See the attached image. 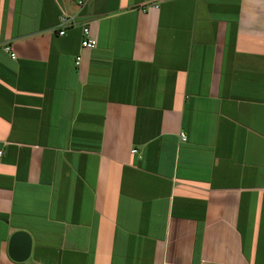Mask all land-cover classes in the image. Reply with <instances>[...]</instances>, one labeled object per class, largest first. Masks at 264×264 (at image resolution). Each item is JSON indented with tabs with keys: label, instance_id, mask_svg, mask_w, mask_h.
Here are the masks:
<instances>
[{
	"label": "crops",
	"instance_id": "obj_1",
	"mask_svg": "<svg viewBox=\"0 0 264 264\" xmlns=\"http://www.w3.org/2000/svg\"><path fill=\"white\" fill-rule=\"evenodd\" d=\"M0 151V264H264V0H0Z\"/></svg>",
	"mask_w": 264,
	"mask_h": 264
},
{
	"label": "built area",
	"instance_id": "obj_2",
	"mask_svg": "<svg viewBox=\"0 0 264 264\" xmlns=\"http://www.w3.org/2000/svg\"><path fill=\"white\" fill-rule=\"evenodd\" d=\"M87 0H76V3L79 7H82ZM77 24L76 18L74 15H70L65 13L64 11L61 12L57 24L58 28V34L64 35L66 33V30L74 27ZM81 48L83 49H93L96 46V38L91 34L90 27L88 25H84L82 27V39L80 42ZM3 49L6 52L10 53V56L12 58H15V53L11 51L10 45H3ZM81 60V56L77 55L75 59V64L79 65ZM181 139H185V135L181 134ZM136 149H132V152H135ZM1 154V151H0Z\"/></svg>",
	"mask_w": 264,
	"mask_h": 264
},
{
	"label": "water",
	"instance_id": "obj_3",
	"mask_svg": "<svg viewBox=\"0 0 264 264\" xmlns=\"http://www.w3.org/2000/svg\"><path fill=\"white\" fill-rule=\"evenodd\" d=\"M31 236L23 230L15 231L9 240L8 255L17 262L27 261L31 253Z\"/></svg>",
	"mask_w": 264,
	"mask_h": 264
}]
</instances>
